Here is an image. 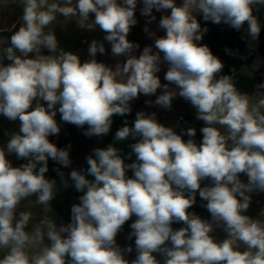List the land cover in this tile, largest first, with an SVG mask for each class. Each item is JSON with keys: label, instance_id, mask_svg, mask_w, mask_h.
<instances>
[{"label": "clouds", "instance_id": "9594fccd", "mask_svg": "<svg viewBox=\"0 0 264 264\" xmlns=\"http://www.w3.org/2000/svg\"><path fill=\"white\" fill-rule=\"evenodd\" d=\"M139 2L147 18L143 30L154 44L137 55L140 45L128 35L138 23V0H15L23 10L21 26L10 38L0 37V115L20 122L19 131L6 132L9 139L0 147V250L5 252L0 264H264V219L244 214L251 194L264 192V96L250 105L234 76L221 75L223 62L199 43L208 28L197 19L243 30L256 41L264 25L253 8L264 6V0ZM154 10H170L158 22L162 36L148 27L156 21ZM58 17L105 33L103 40L89 43V60L59 46L49 28ZM104 41L111 55L123 60L111 66L99 62ZM162 65L167 66L164 84L157 75ZM158 89L155 101L145 104L171 110L177 96L189 102L205 124L199 144L194 127L178 134L155 112L138 111L132 126L125 120L114 135L115 142L135 141L128 144L127 157L115 143L97 147L86 157V169L65 177L61 169L72 166L71 145L57 147L49 139L61 131L57 113L64 123L87 125L86 137H102L114 115L126 116L132 101ZM12 154L27 162L14 167L7 158ZM49 159L61 166L53 169L60 185L83 195L71 206L68 224L57 226L46 217L29 230L34 217L31 211L17 213L21 202L35 196V205L50 210L59 191L57 181L45 175ZM205 180L209 183L202 187ZM197 193L210 220L189 211ZM134 215L128 239L135 238L136 258L129 261L125 256L133 247L122 248L116 237ZM180 222L183 226L174 229ZM217 228L226 238H215ZM45 237L47 246L30 255L28 247Z\"/></svg>", "mask_w": 264, "mask_h": 264}, {"label": "rangeland", "instance_id": "374dc122", "mask_svg": "<svg viewBox=\"0 0 264 264\" xmlns=\"http://www.w3.org/2000/svg\"><path fill=\"white\" fill-rule=\"evenodd\" d=\"M181 0H177V3L179 4ZM142 3L138 0L137 10H136V18L138 23L133 26L130 30V33L128 35V39L132 42H136L140 45V49L137 50V55L140 51L143 50L145 46L153 45L154 39L152 37H149L147 33L144 32V27L147 21V18L145 16H142L140 13V8L142 7ZM257 10H264V6H257ZM23 10L22 7H20L17 3H15V0H0V37H9L18 30V28L21 26ZM153 14L156 16V21L152 22L148 27L152 32L155 33L156 36H162L164 35V32L158 28V22L162 15L164 14H170V10H168V13L164 12H156L153 11ZM74 18L64 19L62 17H58L57 20L49 26L50 29H53L55 32V35L58 39L59 46L63 48L66 51H72L74 53H77L80 56V59L82 62L89 60L91 57L88 53V46L89 43L93 40H103V36L105 35L104 32H102L98 27L95 31H88L84 29H80L77 27L76 23L74 21H70ZM197 19L199 22L203 21L201 16H197ZM106 53L101 55L97 54L96 59H100L101 62L107 64V65H114L118 60H123L122 57L116 58L111 55V45L107 41H104ZM260 47V43L256 41H250L247 46L246 50L242 54H238L234 56V63H237V66L242 72L248 73L250 75H254L255 72L258 70L260 63L257 59V52ZM43 54L47 55L49 54L46 49L42 50ZM32 54H30L31 56ZM5 63H9L8 61H5ZM167 71V66L162 65L161 71L157 73L159 76L161 83H167V81L164 80V75ZM161 94V90L158 89L156 95L153 96H145L141 94L138 99L143 98V104L140 106L139 111H145L147 113L155 112L157 114V119L160 123H162L165 126L173 127L176 131L178 126L180 124L176 123L175 119V113L177 111H181L185 114V118L187 115H192L196 117V110L192 107V105L184 100L182 97L177 96L175 98V101L177 103L176 110L167 112L164 111L163 108H161L158 105H153L151 107L147 106L145 104L146 100H153L157 98V96ZM264 96L263 92H257L253 97L250 98V105H255L256 102ZM261 111H264L262 109ZM56 120L59 123L60 122V114L57 113ZM201 121V120H200ZM203 122V121H202ZM19 124L20 122L17 121H9L4 116L0 115V147H3L6 145L9 135H6L5 133H13L19 131ZM66 130H68L71 133V151H70V158L72 159L73 163L70 168H68V171L71 172L73 169H84L86 157L91 154L92 150L94 148L99 147L102 142L105 139V136L102 137H96L93 136L91 138L86 137L83 135V131L87 128V125L84 126V128H78L75 125L67 124L65 125ZM222 131H225L224 129H221ZM50 141L53 140V143L57 141L58 136H50ZM15 167L18 159L16 158L15 154L9 155L7 157ZM24 163H26V160H23ZM240 178L242 181L247 182V176L245 174H240ZM206 183H208V180H206ZM251 203L249 206V209L247 210L245 215H248L252 218H258V219H264L262 217L261 211L264 210V192H253L251 194ZM35 196L29 197L28 199L21 202V205L19 206L17 213L19 211H31L33 214V221L29 225V230H31L32 226L38 222L42 218L49 217L51 220L55 222L57 226L64 225L58 216V214L50 208L47 209L43 206L35 205ZM207 210V209H206ZM137 219V217L134 215L129 221L125 223V225L122 228V231H120L117 234L116 241L117 244L120 245L122 248L126 247L128 245H131L133 247V251L131 253L126 254L125 258L129 261L136 258V251H135V238L132 240L128 239V234L132 231L130 228V225L132 222H134ZM204 219H211L210 213L204 218ZM213 235L217 240H223L226 238V234L219 228H217ZM47 243L49 241L47 240V237H45V241H37L32 243L27 251L30 255L32 254H39L44 247L47 246ZM243 247V246H242ZM5 254L3 250H0V257H2ZM155 255V254H154ZM159 259L160 257L157 256Z\"/></svg>", "mask_w": 264, "mask_h": 264}, {"label": "trees", "instance_id": "16d2710c", "mask_svg": "<svg viewBox=\"0 0 264 264\" xmlns=\"http://www.w3.org/2000/svg\"><path fill=\"white\" fill-rule=\"evenodd\" d=\"M254 15L259 18V21L262 25H264V10H257V6L253 8ZM202 27H207L208 32L204 35L203 40L199 43L206 44L209 46L214 55L218 56L220 60L224 64V68L222 70L221 75H232L234 76V83L237 90L246 94L249 99L253 97L257 92H263L264 89L258 87V85L264 84V27L261 28V32L258 38V42L260 43V47L257 52V59L259 60L260 66L254 75H250L248 73L242 72L237 63H234V56L240 55L245 52L247 44L250 42L243 30L236 31L226 25H215L213 23L201 21ZM225 48L231 49L233 54L228 55L225 52ZM101 62L100 59H97ZM143 98L136 99L131 102L132 111L126 116L114 115L113 116V124L111 126L110 132L105 135V139L102 144L99 146L100 148L107 147L109 144L115 143L118 148L122 150V155L127 157V154L130 152L128 144L133 143L135 141L126 140L123 142H115L114 135L116 131L124 126L125 120H127L128 125L132 126L136 113L139 111L140 106L143 104ZM61 131L58 135V139L56 141L57 147H65L71 142V133L65 129V124L60 120L59 122ZM204 122L197 120L196 117L192 115H187L185 120L178 126L176 132L178 134H182L184 130L189 127H194L196 129V136L194 137L197 144H199L202 140V133L200 129L204 127ZM187 140L189 137L184 135L183 137ZM53 142V140L51 141ZM135 160V155L132 158L126 159V163H131ZM23 160H18L15 167L23 164ZM49 171L45 174L49 179H55L57 181V186L59 191L56 194V197L53 201H51V208L58 214L62 223L64 225L68 224L71 221V206L75 203H79V196L83 195L82 192L76 191L74 187H68L67 189L63 188L60 185V177L59 175L53 171L54 168L61 167L56 164L54 161L49 159ZM88 167L86 161L84 169ZM65 173V177H67L68 168L61 169ZM126 175L131 177L133 175L132 171L129 170ZM91 179V177H90ZM209 183V181H208ZM207 184L206 180L202 182V187ZM206 204V201H202L197 193L196 203L189 209L190 212H195L201 218H205L209 212L202 205ZM173 228H180L183 226V223H173Z\"/></svg>", "mask_w": 264, "mask_h": 264}, {"label": "built area", "instance_id": "2783aa9c", "mask_svg": "<svg viewBox=\"0 0 264 264\" xmlns=\"http://www.w3.org/2000/svg\"><path fill=\"white\" fill-rule=\"evenodd\" d=\"M176 107H177V103L174 99L171 110L164 109V111L170 112V111L176 110ZM175 119H176V123L181 124L185 120V114L181 111H177L175 113ZM67 124H69V123H66L65 125H67ZM54 143H56V141Z\"/></svg>", "mask_w": 264, "mask_h": 264}]
</instances>
